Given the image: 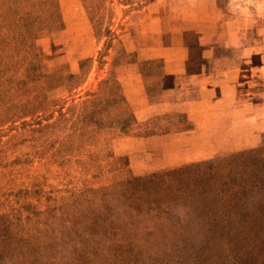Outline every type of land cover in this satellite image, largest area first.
Here are the masks:
<instances>
[{
	"label": "rangeland",
	"instance_id": "rangeland-1",
	"mask_svg": "<svg viewBox=\"0 0 264 264\" xmlns=\"http://www.w3.org/2000/svg\"><path fill=\"white\" fill-rule=\"evenodd\" d=\"M215 3L0 0V264H121L119 260L113 262L112 250L93 245L97 238H88L85 232L84 238L79 237L69 228L68 214L73 213L70 207L74 202L70 199L59 208L63 197L129 175H144L209 158L145 170L144 163H152L155 155H138L132 162L128 154L116 152V143L127 135L139 143L141 138L137 135L180 130L187 126L186 113L171 112L139 122L125 95L123 101L111 107L112 115L121 118L120 124L87 126L88 120L83 116L87 108H82V100L92 92H97L96 97L104 96L109 91L108 84L99 83L109 77L120 80L119 72L128 73L134 81L141 43L151 28L158 27L159 20L166 28L163 40L176 38L178 26L191 19L196 23L206 14L208 19L219 22L218 35L222 38L264 36L260 24L264 22V0ZM21 16L25 17V31L16 22ZM229 48L224 47L227 53H236L237 60L224 61L222 65L235 63L242 74L226 81L232 89L242 90L236 96L244 103L243 90L260 79V56L253 55L246 61L244 45ZM31 61L40 64L42 72L55 76L47 84L39 80L11 86L10 75L22 78ZM12 62V68L2 70L5 63ZM248 62L256 66L246 67ZM156 64L159 66L160 61L155 60ZM259 87L253 95L258 100ZM26 110H33L32 114ZM240 132L247 134V126L239 127ZM258 145L223 149L215 155ZM50 207L53 210L48 211ZM97 207L98 202H94L92 208ZM88 222L85 220V224ZM78 226L84 228L83 224ZM95 229L98 227L90 228L91 232ZM78 239H85L90 245H82ZM106 241L105 236L101 237L102 244ZM154 250H146L150 259L144 264H155L154 258L160 261L163 253Z\"/></svg>",
	"mask_w": 264,
	"mask_h": 264
},
{
	"label": "trees",
	"instance_id": "trees-1",
	"mask_svg": "<svg viewBox=\"0 0 264 264\" xmlns=\"http://www.w3.org/2000/svg\"><path fill=\"white\" fill-rule=\"evenodd\" d=\"M16 22L23 29L25 17ZM199 48L194 45L192 50L198 53ZM13 64L5 63L2 70ZM154 66H158L155 60L140 64L148 94L158 96L171 80L162 78L161 62L155 71ZM26 68L22 78L10 75L11 86L39 80L47 84L55 76L42 72L36 62ZM103 84L109 90L104 96L92 92L82 100L87 126L121 123L111 107L125 99L122 83L109 77L99 83ZM63 199L59 208L70 199L74 202L73 213L68 214L69 228L79 237L84 238L85 232L88 238H97L93 245L112 250L113 262L144 264L150 259L146 250L155 249L163 253L160 261L154 258L155 264H264V142L144 175H129L80 189ZM94 202L99 207L92 208ZM85 220L89 222L85 224ZM94 226L98 229L91 232ZM103 236L106 244L101 242ZM78 241L90 245L85 239Z\"/></svg>",
	"mask_w": 264,
	"mask_h": 264
},
{
	"label": "crops",
	"instance_id": "crops-1",
	"mask_svg": "<svg viewBox=\"0 0 264 264\" xmlns=\"http://www.w3.org/2000/svg\"><path fill=\"white\" fill-rule=\"evenodd\" d=\"M218 3H215L216 6ZM215 4L214 8L211 6L212 10L216 8ZM207 17L206 14L194 23L188 16L191 20L178 26L177 29L180 30H176L179 35L168 40H163L166 28L159 20L158 27L151 28V32L146 33L148 37L141 43V52L134 69V81L129 78L128 73L119 72L126 99L132 105L139 122L171 112H184L188 116L187 126L180 130L137 135L141 138L139 143H135L127 135L116 143V152L128 154L132 162L138 155L143 154L150 158L155 155L156 159L152 163H144L142 168H146L145 170L170 166L183 160L211 157L223 149H238L263 141L264 36L254 38L246 35L244 40L238 37L222 38L218 35L219 22L209 17L212 19L209 23ZM260 24L264 30V22ZM208 27L211 28V35ZM194 45L200 46L198 53L192 50ZM240 45L245 46L246 61L252 59L253 55L260 56L261 60L258 73L260 79L255 84H249L251 88L247 86L243 90L244 103L236 96L242 90L232 89L231 84L228 85L226 81V78L242 74L240 67L235 63L222 65L224 61L237 60L236 53H227L224 47L236 49ZM143 60H159L162 63V78L171 80L156 99L151 98L147 92L140 68ZM249 66L256 65L248 62L246 67ZM257 86L260 88V100L253 96ZM242 125L247 126V134L238 133V128ZM154 142L158 143L154 145ZM174 150L177 151L175 154Z\"/></svg>",
	"mask_w": 264,
	"mask_h": 264
}]
</instances>
